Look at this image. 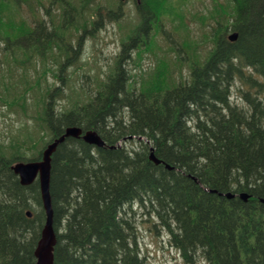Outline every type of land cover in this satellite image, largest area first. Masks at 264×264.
<instances>
[{
  "label": "trees",
  "instance_id": "16d2710c",
  "mask_svg": "<svg viewBox=\"0 0 264 264\" xmlns=\"http://www.w3.org/2000/svg\"><path fill=\"white\" fill-rule=\"evenodd\" d=\"M34 1L0 0V43L9 42L12 59L17 60L19 48L10 46L19 47L15 43L24 42L19 39L35 45V37H44L54 45L81 29L94 34L97 26L119 21L116 12L102 5L94 9L87 0L74 22L75 6L61 0L68 8L51 17L52 28L38 22L33 31L21 13L29 9L37 16ZM191 1L137 4L144 20L127 35L116 67L96 95L58 111L50 101L40 114L39 130L33 131L49 138L40 154L27 157L21 144L0 145V264H35L46 223L39 183L22 186L13 166L40 160L45 147L73 126L97 131L106 146L69 138L54 155V264H144L139 233L145 221L166 233L183 264H264V0H226L225 7L203 15L200 21L210 29L205 42L212 47L192 38L172 50L180 66L178 84L173 73L160 68L159 57L148 76L144 67L128 63L134 46L143 60L151 38L163 33L173 42L181 28L190 31L185 11L191 18ZM179 17L184 20L177 23ZM233 33L238 34L235 42L228 39ZM56 49L59 56L63 49ZM7 51L3 60L9 65ZM57 56L61 71L54 77L64 82L65 64ZM8 68L2 78L14 77ZM11 82L19 87L27 78L3 81L0 100L10 106L17 95ZM41 88L37 78L21 94ZM45 89L51 95L58 86ZM23 131L26 141L34 142L33 131ZM129 137L143 139L124 142ZM152 148L162 164L150 159ZM241 194L250 199L243 201Z\"/></svg>",
  "mask_w": 264,
  "mask_h": 264
},
{
  "label": "rangeland",
  "instance_id": "374dc122",
  "mask_svg": "<svg viewBox=\"0 0 264 264\" xmlns=\"http://www.w3.org/2000/svg\"><path fill=\"white\" fill-rule=\"evenodd\" d=\"M53 1L54 0L34 1L33 6L35 11L38 8L39 12L37 16L32 14L33 12L29 9H25L21 13L31 29L32 27L36 29L39 24L38 22H43L46 28L50 30L52 28L50 26L51 17L56 14H61L60 12H62V9L68 8V4L61 0H58V2L50 7L49 5H51ZM70 1L72 6L74 5L76 8L75 11H73L74 16L72 20L75 22L80 20V3L83 0ZM89 1L93 4L94 9L102 5L116 12L119 15V21L107 22L101 29L97 26L94 34L90 32L86 33L84 29H81V31L72 38L68 37L62 41L57 39L58 41L54 45H50L53 41H48L50 43L46 44V39L44 37H36L35 45H25L28 40L25 41V39H21L24 42L15 43L19 47L10 46L11 49L19 48V52L16 56L17 60L12 59L10 51H7L8 46L6 43L9 42L1 41L0 87L1 85L3 86V81L9 83L10 80H17L19 76H25L27 82L19 87L14 82H11V92H17V95H15L16 104L10 106L0 100V145L10 147V145L14 144V146L17 147L18 144H21L19 148L25 152L27 157L40 154L42 147L49 141V138L47 134H36L33 129L36 128L39 130L38 125L41 123L40 114L43 111L45 113V108L48 109L50 101L53 102V106L56 107V110H59L65 107L71 108L75 102L85 104L94 97L100 89L101 81H106L107 75L116 67L117 58L121 54L123 42L126 41L127 35L131 33L135 26L144 20L143 13L138 10V6L134 0ZM141 4L142 3H139V5ZM227 4L226 0H192L189 7V10L192 11L191 18L188 12L185 11V13H187L190 31L181 28L178 34L175 35L173 42L164 36L163 33H160L156 38H151L150 49H146L141 56V58L146 57V59L140 62L135 55V63L139 64L141 69L144 67L146 70L145 75L148 76L149 73L154 72L156 65L155 61L159 57L158 65L160 68L164 73H173V83L178 84V82H181L178 70L180 66L172 50L177 51L180 47L179 45H185V43L192 40V38L197 42L199 41L203 48H211L212 45H210L209 42H205L208 40L206 36L209 34L210 29L203 25L200 19L205 14L206 16H210V12L214 11L215 8H219V5L224 6ZM49 9L50 16L47 14ZM101 12L103 15L107 14L105 8L102 9ZM94 18L96 19V10L91 19L93 20ZM182 20H184V18L179 17L177 23H179V21L182 22ZM186 20L185 23L187 22ZM210 23H213V21L209 20L208 24ZM34 25H36V27ZM88 26H90V24ZM168 26L170 28L169 24ZM88 28L90 29V27ZM56 47L63 49V52L59 54V56L61 55L60 64H65V68L63 69L64 82L54 77L59 75L61 71L59 65L57 66L55 62L56 54L59 51ZM43 49L44 53L41 54ZM134 50V48L130 50L131 53H133ZM6 51L11 58L9 65L6 63V60H3ZM128 63L134 69L133 62L130 61ZM15 64H18L19 67ZM8 67L13 68L10 73L14 77L11 79L7 77L2 78V69L7 72L8 69L10 70ZM181 68L186 76L188 73L187 64L184 63L181 65ZM37 78L41 79L43 88L34 92H29V89H27L26 95H22L21 93L23 90L29 85L32 86ZM149 81H151V79H149L148 82ZM56 86H58V89L54 91L53 94L46 95L47 92H45V88L52 91ZM2 89L5 90L6 87L5 89L0 88V94ZM25 128L33 131L34 142L26 141V137L22 134ZM127 145H129L128 147L131 146L129 143ZM35 208L37 207L35 206ZM151 227L152 224L150 221L143 222V225L140 227L139 243L143 263L183 264L180 254L173 248L166 233L162 230L156 231L154 228L150 229Z\"/></svg>",
  "mask_w": 264,
  "mask_h": 264
},
{
  "label": "water",
  "instance_id": "95a60500",
  "mask_svg": "<svg viewBox=\"0 0 264 264\" xmlns=\"http://www.w3.org/2000/svg\"><path fill=\"white\" fill-rule=\"evenodd\" d=\"M237 38L238 34L234 33L229 37V40L235 42ZM69 138H81L85 143L97 148H104L106 146V142L97 131L90 130L84 133L79 127H69L59 139L47 146L42 154L41 161L29 163L20 162L13 166V171L19 177L22 186H31L37 180L40 184L41 200L46 214V223L42 229L41 238L34 253L36 258L35 264H54L55 262L54 251L57 245V234L54 228L55 213L51 195L52 162L58 147ZM133 138L135 137L125 138L124 140L126 141L127 139ZM113 148H115V146ZM150 159L157 165L163 163V161L156 158L153 148L151 149ZM166 167L168 169L173 168L171 166ZM226 196L231 199L236 195L227 194ZM249 197L248 194L239 195V198L245 202L250 199ZM27 214L28 217H32L31 212H28Z\"/></svg>",
  "mask_w": 264,
  "mask_h": 264
},
{
  "label": "flooded vegetation",
  "instance_id": "af4514ba",
  "mask_svg": "<svg viewBox=\"0 0 264 264\" xmlns=\"http://www.w3.org/2000/svg\"><path fill=\"white\" fill-rule=\"evenodd\" d=\"M35 40H36V38H35Z\"/></svg>",
  "mask_w": 264,
  "mask_h": 264
}]
</instances>
